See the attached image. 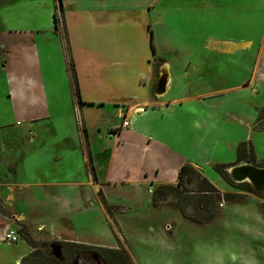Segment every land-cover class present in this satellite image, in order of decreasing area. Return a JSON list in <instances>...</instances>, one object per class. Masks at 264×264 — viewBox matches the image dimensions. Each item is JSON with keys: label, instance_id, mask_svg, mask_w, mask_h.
I'll use <instances>...</instances> for the list:
<instances>
[{"label": "crops", "instance_id": "1", "mask_svg": "<svg viewBox=\"0 0 264 264\" xmlns=\"http://www.w3.org/2000/svg\"><path fill=\"white\" fill-rule=\"evenodd\" d=\"M62 7L59 2L81 101L75 95L63 46L54 42L59 38L56 25L51 35L42 30L37 34L32 28L0 27L1 185H11L16 195L21 185H37L31 189L35 200L37 189L56 190L57 202L67 209L76 202L75 208L90 214L97 204L107 211L101 186L108 201L116 204L108 194L111 186L134 194L135 183H176L185 163L205 174V165L223 160L218 153L222 149L229 148L237 159L241 141L250 142L256 158L260 156L250 139L222 140L217 124L231 117L248 135L264 131V117L260 118L264 99L252 98L264 93V0H62ZM168 21L175 39L184 43L180 48L163 45L172 60L153 45L155 24ZM151 48L154 58L149 60ZM159 62L169 72L168 86L175 78L182 82L202 76L208 87L169 98L157 96ZM245 68L250 71L247 78L242 75ZM220 70L225 83L212 85V74ZM182 85L188 87L186 82ZM89 108L100 112V122L90 125L88 117L77 131L82 138L77 136V144L62 149L57 144L53 150L57 135L43 126H56L76 110L83 116ZM111 111L129 124L107 121L106 112ZM65 134L60 139L71 142L69 132ZM99 149L105 151L100 158ZM52 152L59 165L70 168L65 179L42 166V153ZM234 158L229 164L236 162ZM102 162L104 171H100ZM26 168L32 169L33 179L23 178ZM79 168L84 188H69L78 181L71 172Z\"/></svg>", "mask_w": 264, "mask_h": 264}, {"label": "rangeland", "instance_id": "2", "mask_svg": "<svg viewBox=\"0 0 264 264\" xmlns=\"http://www.w3.org/2000/svg\"><path fill=\"white\" fill-rule=\"evenodd\" d=\"M55 12L58 15V33L56 34L59 38L54 42L62 44L69 64L71 57L62 26L63 19L58 0H0V27L32 28L37 34L39 30L48 35L55 34ZM172 15L173 12L170 11L169 18ZM215 24L214 22V26ZM171 29L169 21L167 25L157 26L155 24L153 45L160 54H164V44L168 47L179 48L184 44L175 39ZM198 35L201 36V33ZM196 45L198 48L199 44ZM56 51V49L53 50L54 58L57 59V63H60L62 59L56 55ZM152 54L151 48L149 60L154 58ZM164 57L169 60L173 59L171 52L164 54ZM159 63V65L163 64V62ZM62 69L65 74L66 68ZM223 72L220 70L218 75L212 74L214 77L211 81L212 85L221 86L225 83L222 82ZM230 72L228 74H231ZM249 72V69L245 68L242 75L247 78L250 75ZM200 78L203 79L202 76H197V78L192 76L189 81L186 78L182 82H178L179 79L175 78L162 97L169 98L208 87L204 79L202 81ZM183 82H186L188 87L182 85ZM252 98L263 101L264 93ZM243 108H249V103L245 102ZM83 114L81 116L76 110L74 115H70L66 121L58 122L56 126H43L46 132H55L57 135L52 142L53 150L57 144H59V149L77 144V136L81 138V134L77 135V131L81 129L83 123H87L88 117H90V125L100 122L98 120L100 112L95 108L86 109ZM105 116L107 121L111 120L119 125L124 119L123 115L113 113V111L110 114L106 112ZM217 126L220 131L222 130L220 133L222 140L229 138L232 141L240 136L242 140H252L255 151L260 155H257V159L264 160V131L256 130L248 135L242 124L231 117L227 118L224 124L220 121ZM66 131L73 138L71 142L67 138L60 139V135L65 136ZM93 133L98 135L97 132ZM96 153L100 158L104 156L105 151L99 149ZM218 153H221L219 156L223 157L222 161H218L219 163L233 161L234 152L230 154L232 151H229V148L222 149ZM79 155L77 161L81 165L83 158L81 153ZM41 160L43 167L54 175L59 174V179H65V172L70 171V168L67 169L64 165L58 164L53 152L42 153ZM209 163L205 165V174L201 172L219 189L223 197L215 203L216 217L204 224L185 219L180 212V208H185L187 213L195 218L204 217L203 215L206 214L207 211L198 203L199 197L197 196L199 195L193 191H185L179 195L171 193L160 198L158 204L154 205L151 190L157 184L135 183L134 194L131 191L120 192L111 186L108 194L118 202L115 204L108 201L106 191L101 186L100 197L103 205L106 200L112 207L113 213L110 215L107 211L100 209L98 204L90 214L82 212L80 208H75L76 202H71L73 205L70 204L67 209L63 202L56 201L58 195L56 190L47 193L37 189L35 191L37 201L31 196L32 188L37 185H21L20 192L16 195L12 193L11 185L0 184V264H19L23 257L35 249H40L44 254L47 252L56 256H60L61 250H64L67 256L70 255V248L64 246L63 249L58 244L60 241L103 247L122 246L129 249L133 264H264V196L247 190L246 184L227 183L215 166ZM102 165L105 166V163L102 162L100 165V171L105 170ZM31 170V168L23 170V178L33 179L30 174ZM80 172L81 168L71 172L70 176H78V181L69 188H84V176H80L82 175ZM186 182L188 186L194 183L191 177ZM38 186L41 187V185ZM226 193L232 196V200L228 201L225 198ZM39 204L45 206L44 210L40 209ZM68 212L71 213L70 217H68ZM167 225L171 227L167 229ZM9 229H14L20 234V239L16 243H10L3 238L4 233ZM113 244L117 246H112ZM87 258L78 257L75 259V264H91Z\"/></svg>", "mask_w": 264, "mask_h": 264}, {"label": "trees", "instance_id": "3", "mask_svg": "<svg viewBox=\"0 0 264 264\" xmlns=\"http://www.w3.org/2000/svg\"><path fill=\"white\" fill-rule=\"evenodd\" d=\"M61 10L62 0H59ZM56 26L58 25V16L54 15ZM155 49V47H154ZM68 69L72 77L73 88L75 91V95L78 101H81L79 85L76 77L75 65L72 59L69 60ZM264 117V108L260 112V118ZM242 162H250L256 164L258 166H264V160L261 162H257V158L252 147V144L248 141H241L238 144L237 148V159L236 162L229 163H216L215 169L218 171L220 176L229 184L235 185V183L246 184L248 186L247 190L256 193L259 196H264V190L256 189L250 182H236L229 173V168L232 165L239 164ZM191 177L193 179V185L188 186L186 184L188 178ZM181 189V190H180ZM177 192L176 191H179ZM187 191L196 192L199 196L198 203L202 206L207 212L204 217H193L188 214L185 208H180V212L185 219L196 222L198 224H204L213 220L217 215V210L215 208V203L217 200L222 199L221 193L219 189L201 172L200 169L196 168L191 163H185L181 166L178 173V181L176 184L171 183H160L155 186L152 190L153 193V203L154 205L158 204L160 198L167 196L169 194L179 195L180 193ZM203 195V196H201ZM231 195L229 193L225 194V198L230 201ZM233 201H236L233 199ZM104 206L107 212L111 215L112 207L110 204L104 200ZM200 209V208H199ZM200 211V210H198ZM58 244L61 247L68 246L70 248V255L67 256L64 250H61L60 256L51 255L46 252V254L42 253L40 249H35L31 251L28 255L23 257L19 264H75V259L80 257L82 259L87 258L89 262L93 264V259L90 258L91 254H97L100 260L104 264H133L131 260V256L128 250L122 246L119 247H103V246H95L86 243H74V242H59ZM85 261V260H84Z\"/></svg>", "mask_w": 264, "mask_h": 264}, {"label": "water", "instance_id": "4", "mask_svg": "<svg viewBox=\"0 0 264 264\" xmlns=\"http://www.w3.org/2000/svg\"><path fill=\"white\" fill-rule=\"evenodd\" d=\"M159 71V78L154 87V93L157 96H162L167 91L169 72L164 63ZM229 173L236 182L248 181L256 189L264 190V166H258L250 162H242L232 165L229 168ZM90 258L94 260L93 264H104L97 254H91Z\"/></svg>", "mask_w": 264, "mask_h": 264}, {"label": "built area", "instance_id": "5", "mask_svg": "<svg viewBox=\"0 0 264 264\" xmlns=\"http://www.w3.org/2000/svg\"><path fill=\"white\" fill-rule=\"evenodd\" d=\"M128 124L129 121L127 120V118H124L122 126H127ZM113 134L114 132L112 133V135ZM170 227V225L166 226L167 229H169ZM3 238L10 243H16L20 239V234L14 229H9L4 233Z\"/></svg>", "mask_w": 264, "mask_h": 264}]
</instances>
